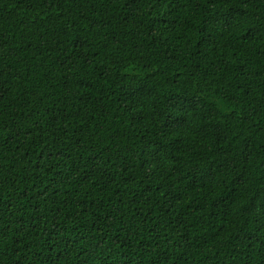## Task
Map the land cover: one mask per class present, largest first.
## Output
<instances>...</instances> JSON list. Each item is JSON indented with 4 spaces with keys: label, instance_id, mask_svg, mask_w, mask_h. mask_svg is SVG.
I'll return each mask as SVG.
<instances>
[{
    "label": "trees",
    "instance_id": "obj_1",
    "mask_svg": "<svg viewBox=\"0 0 264 264\" xmlns=\"http://www.w3.org/2000/svg\"><path fill=\"white\" fill-rule=\"evenodd\" d=\"M0 264H264V0H0Z\"/></svg>",
    "mask_w": 264,
    "mask_h": 264
}]
</instances>
